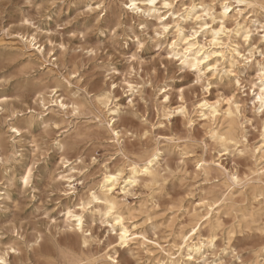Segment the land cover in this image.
Instances as JSON below:
<instances>
[{"label": "clouds", "instance_id": "clouds-1", "mask_svg": "<svg viewBox=\"0 0 264 264\" xmlns=\"http://www.w3.org/2000/svg\"><path fill=\"white\" fill-rule=\"evenodd\" d=\"M66 2L51 0L53 6ZM82 2L83 11L54 28L43 31L35 20L29 25L48 42L59 37L54 47L63 56L81 55L70 72L21 101L34 117L21 184L33 210L43 212V223L37 247L0 249V264H22L12 257L25 252L34 256L53 232L64 233L59 242L70 248L57 264H161L140 255L150 241L136 243L139 251L130 248L136 237L127 227L124 205L134 193L126 191L124 201L113 195L121 173L96 175L97 165H104L93 153V143L113 131L118 116H131L152 128L165 125L152 124L149 116L162 117L168 126L197 137L206 152L210 149V163L217 168L226 167L224 158L233 146L246 143L245 137L259 130L264 139V0ZM85 17L92 19L91 25L68 31L65 42L64 31ZM72 88L75 92L68 95ZM11 132L22 137L16 127ZM208 166L197 164L196 175L189 174L193 198L210 182ZM125 183L135 188L138 181ZM234 256L239 264H264V258Z\"/></svg>", "mask_w": 264, "mask_h": 264}, {"label": "rangeland", "instance_id": "rangeland-1", "mask_svg": "<svg viewBox=\"0 0 264 264\" xmlns=\"http://www.w3.org/2000/svg\"><path fill=\"white\" fill-rule=\"evenodd\" d=\"M41 5L43 7L40 8L38 17L37 8ZM83 6L82 0H67L66 3L55 6L51 4V0H0V42L24 48L23 37L28 40L34 38L35 44L42 46L44 52V56L39 60L36 55L29 56L33 49L25 48L24 52H18L0 46V157H3V160H0V186H5L7 190L5 196L0 199V249L9 246L24 249L30 245L37 247V232L40 230L39 225L43 223L40 219L43 212L33 210L34 205L21 184L24 161L31 151L27 143L31 139L30 125L26 123L31 114L23 107L21 101L37 89L43 91L49 83L70 72L81 55L76 53L73 56H63L61 49L54 47V44L60 42L59 37L48 42L47 36L37 33L29 25L35 20L38 27L47 31L54 28L56 23H62L75 16L77 11H83ZM49 16L51 21L47 20ZM25 20H30L29 24H25ZM91 23V18L78 19L71 29L64 31V41H68V31H83ZM75 43L78 41H73V44ZM49 60L52 63L46 64ZM67 91L68 95H71L75 88ZM28 103L31 106V100ZM149 119L152 124L165 126L152 128L150 125H141L139 119H133L131 116H119L114 125L120 134L119 141L117 142L109 131H105L97 136L93 143V153L98 154L100 164L104 165H97V178L103 175L105 166L113 168L112 170L121 169L127 174L133 161L143 158L146 152L155 148L161 150L156 167L160 171L162 182L153 189L141 186L136 189L135 195L127 198V205L131 210L130 223L127 225H138V230H144L148 239L166 245L172 242L174 231L181 224L187 227L193 213H204L201 200L213 204L214 195L233 189L232 200L228 201L223 209L216 211L218 205L213 206L212 221L221 224L216 231L218 235L214 245H207L202 252L193 254L194 260L191 264H239L234 254L245 261L263 258L264 159H260L257 149L263 140L259 130L245 137L246 143H241L239 148L233 147L224 158L226 167L217 168L210 163L214 159L211 150L206 152L197 137L185 130L177 131L168 126V122L162 117L158 119L155 115H150ZM13 122L19 125L23 139L11 132L10 125ZM129 132L132 133L131 136L128 135ZM200 159L208 162L210 169L206 174L211 179L201 185L197 190L198 195L193 198L189 194V189L193 186L189 174L196 175V165ZM232 177H238L242 183L234 185ZM244 207L263 215L257 223L246 225L240 213L236 212ZM231 231L234 233L231 234ZM209 233L210 226L203 225L202 236L207 237ZM45 239L46 242L38 247L34 256L25 252L23 257L12 259L20 260L22 264L27 260H32L34 264H57V260L70 252L69 247L62 246L59 242L64 241V233L53 232L50 238ZM67 243L70 244L71 241ZM136 243L142 244L141 241H135L131 243L130 248L139 251ZM147 249L148 253L141 252L140 255L153 261L161 258L156 249ZM71 254L76 255L75 252Z\"/></svg>", "mask_w": 264, "mask_h": 264}, {"label": "bare ground", "instance_id": "bare-ground-1", "mask_svg": "<svg viewBox=\"0 0 264 264\" xmlns=\"http://www.w3.org/2000/svg\"><path fill=\"white\" fill-rule=\"evenodd\" d=\"M23 39H25L24 40L25 42L23 43L24 48L15 47L14 45H6V43L3 41L0 42V46L5 47V48H10L13 50H17L18 52H24L25 48L30 49V50L33 49L31 51V54H29V56L36 55L38 59L41 60V57L44 56V52L38 51L37 49L38 48L42 49V46L29 43L34 38L28 40L27 38L23 37ZM25 55H28V54L25 53ZM118 118L119 116L116 117L115 119H118ZM32 119H34V117L31 116L26 121V123L30 125L32 122ZM114 125H113V131H109V133H111L114 136L115 140L118 142L120 134L118 131H116V129L114 128ZM13 127L20 129L19 125L16 122H13L10 125L11 129ZM114 133H118L119 135L117 136ZM1 142H2V139L0 138V143ZM261 145H264V139L262 140ZM261 145L257 149H258L260 159H264V150H261ZM160 155H161V150L158 148H155L151 152H146L143 158L137 161H133L129 165L130 168L127 174H125L124 171L121 169L112 170L113 168L111 169L109 166L104 167L103 175H114L117 171L121 173V176L119 178V181L116 187V192L113 193V195L116 196L117 200L124 201L125 199L124 193L126 191L131 190L133 191L135 195L136 189H138L141 186H146L149 189H153V188L158 187L161 184L162 177H161L160 171L156 167V165L158 164V159ZM200 163L207 164L208 162L204 161L203 159H200L198 161V164ZM208 169H210L209 166L205 170L206 173ZM129 180L138 181V184L136 185L135 188H133L131 183H125V181H129ZM232 182L234 185H240L242 183V180L239 179L238 177H232ZM6 193H7V190L5 186H0V199L2 196L4 197ZM117 193H119V195H117ZM225 194H227V199H225ZM233 195H234V190L232 189L229 192H224L219 195H214L213 204H210L206 200H203L202 206L204 208L203 210L204 213H201V212L193 213L191 217L189 218L187 227H185L184 224H181V226L177 230L174 231L172 242L171 243L168 242L166 245L161 244L157 240L148 239L144 230L139 231L137 226L132 227L131 225H127V227L130 230L131 236L136 237V241H141L142 244H145L146 241H150V243L145 244L147 248L156 249L157 251H159V249H163V251H159V253L161 254V258H159L158 260L161 262V264H191L192 260H194L193 254L202 252V250H204L207 245H214V242L217 238L218 234L216 231L221 226V224L218 221L217 222L212 221V215L214 213L213 206L218 205V208L216 209V211L223 209L227 205V202L232 200ZM221 200H224V202L220 203ZM250 210H248L246 207L239 208L236 210V212L240 213V216L243 219V221L246 223V225L257 223L260 216L263 215V214L258 215ZM124 214L128 217L131 215V210H129L127 203L124 205ZM247 218H249L250 220L248 221ZM203 225L210 226V233L207 237H203L201 234V228L203 227ZM233 233L234 232L231 231V234ZM197 249H199V251H197Z\"/></svg>", "mask_w": 264, "mask_h": 264}]
</instances>
